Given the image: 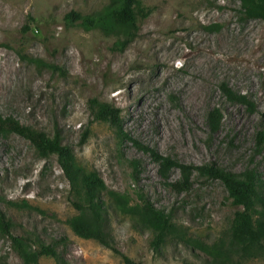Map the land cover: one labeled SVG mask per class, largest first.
Here are the masks:
<instances>
[{"label":"rangeland","instance_id":"1","mask_svg":"<svg viewBox=\"0 0 264 264\" xmlns=\"http://www.w3.org/2000/svg\"><path fill=\"white\" fill-rule=\"evenodd\" d=\"M110 1L0 0V114L49 136L59 131L109 189L136 201L141 188L189 240L229 239L237 208L225 184L195 172L192 189L178 193L130 141L119 161L114 129L94 119L92 101L119 108L124 130L163 156L237 175L254 168L264 181V144L257 139L264 131V21L242 20L235 0H141L150 14L122 49L115 36L67 24L70 12L90 15ZM212 25L221 28L209 30ZM222 83L246 95L255 110L230 102ZM214 107L223 111V122L210 138L206 117ZM132 159L142 162L138 184ZM179 177L176 170L171 181ZM0 210L12 233L33 249L64 239L57 250L66 264H124L110 248L71 230L67 221L76 211L58 156H42L15 133L0 135ZM110 231L115 248L137 262L203 264V253L189 244L168 241L155 251L153 234L128 217L113 216ZM5 261L24 264L11 238L0 234V264ZM39 264L58 263L43 256ZM240 264H264V255Z\"/></svg>","mask_w":264,"mask_h":264},{"label":"trees","instance_id":"2","mask_svg":"<svg viewBox=\"0 0 264 264\" xmlns=\"http://www.w3.org/2000/svg\"><path fill=\"white\" fill-rule=\"evenodd\" d=\"M240 2L239 13L242 20L261 19L264 21V0H235ZM150 10L141 0H111L100 11L82 16L77 12H70L66 16L67 24L73 26L79 23L87 31L100 30L107 36H115L117 45L124 48L131 43L138 34L139 22L148 17ZM209 30H220V25L207 27ZM40 63L36 60V63ZM223 95L230 102L245 104L253 112L255 106L246 95L235 92L228 84L219 85ZM171 100L180 107L179 99L171 96ZM92 114L96 121L109 122L114 129L116 146L120 150L126 141H130L140 151L148 154L158 167V173L167 186L178 193L188 192L193 187L195 172L221 180L237 208L234 222L229 232V239H220L213 244L193 242L187 238V232L177 226L170 213L157 208L147 194L139 188L133 201L128 193L111 190L96 170L86 169L75 157L69 145L56 131L53 136L46 132L37 131L21 125L11 117L4 118L0 114V135L7 133L18 134L29 140L38 152L46 157L51 154L58 156L64 176L70 186V199L76 214L67 224L71 230L81 238L92 239L115 253L119 254L124 264H145L137 262L117 250L110 231L113 216H125L142 230L153 234L152 246L156 251L166 245L168 241L178 244L191 245L203 253V264H240L247 259H255L264 255V181L254 168L247 169L237 175L226 171L212 163L195 165L182 163L170 156H163L158 150L134 140L123 127L121 111L109 103L92 101ZM223 111L219 107L210 109L206 123L210 138L216 135L222 126ZM258 145L264 144V131L257 134ZM89 130L83 136L87 140ZM123 161L122 154L119 155ZM132 168V178L136 184L140 182L142 162L137 159L128 160ZM178 170L180 177L171 181L172 173ZM0 234L9 236L24 264H39L43 256L53 257L58 264H66L58 254V247L64 244V239L56 240L51 245L41 244L33 249L30 242L12 233V223L0 210ZM8 264V262H3Z\"/></svg>","mask_w":264,"mask_h":264}]
</instances>
